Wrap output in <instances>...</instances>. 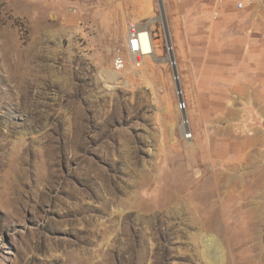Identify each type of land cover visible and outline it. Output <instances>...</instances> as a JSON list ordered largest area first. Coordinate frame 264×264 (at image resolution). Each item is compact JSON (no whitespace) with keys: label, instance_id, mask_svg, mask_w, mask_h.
<instances>
[{"label":"rangeland","instance_id":"obj_1","mask_svg":"<svg viewBox=\"0 0 264 264\" xmlns=\"http://www.w3.org/2000/svg\"><path fill=\"white\" fill-rule=\"evenodd\" d=\"M173 7L0 0V264H264V101L253 132L222 101L183 137ZM130 22L154 39L139 67Z\"/></svg>","mask_w":264,"mask_h":264},{"label":"crops","instance_id":"obj_2","mask_svg":"<svg viewBox=\"0 0 264 264\" xmlns=\"http://www.w3.org/2000/svg\"><path fill=\"white\" fill-rule=\"evenodd\" d=\"M210 6L208 0H174L172 41L192 105L188 115L207 118L210 105L219 111L222 101L231 102L222 115L234 117L239 132H253L251 112L264 101V0L241 11L225 3L216 17Z\"/></svg>","mask_w":264,"mask_h":264},{"label":"built area","instance_id":"obj_3","mask_svg":"<svg viewBox=\"0 0 264 264\" xmlns=\"http://www.w3.org/2000/svg\"><path fill=\"white\" fill-rule=\"evenodd\" d=\"M256 0H215L216 10L213 12V16L218 15L219 8L225 3H231L236 10H244L249 4ZM141 29L146 30L149 33L151 41L154 45V39L152 32L148 27H140L135 22H130L126 27V48L127 52L131 56V60L135 67H139L142 64L144 55L142 50V42L140 38ZM166 52H167V63L171 69V78L174 83V92L177 97L176 109L180 114V129L183 137L188 140L193 137V131L190 125V118L188 115V100L186 98L185 90L182 85V76L178 67L177 56L175 52V47L172 41L166 42ZM115 69L123 68L125 65V58L121 55H117L114 58Z\"/></svg>","mask_w":264,"mask_h":264},{"label":"bare ground","instance_id":"obj_4","mask_svg":"<svg viewBox=\"0 0 264 264\" xmlns=\"http://www.w3.org/2000/svg\"><path fill=\"white\" fill-rule=\"evenodd\" d=\"M140 38H141V42H142L143 54H145L144 58H152L155 50H154L153 42L151 41V38L149 36V33L146 30L141 29Z\"/></svg>","mask_w":264,"mask_h":264}]
</instances>
